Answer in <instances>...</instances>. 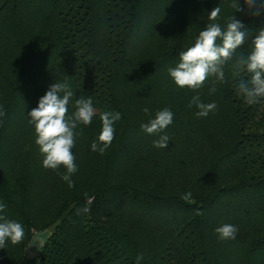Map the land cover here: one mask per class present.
<instances>
[{"label": "trees", "instance_id": "trees-1", "mask_svg": "<svg viewBox=\"0 0 264 264\" xmlns=\"http://www.w3.org/2000/svg\"><path fill=\"white\" fill-rule=\"evenodd\" d=\"M232 2L0 0V215L26 233L0 249V264H25L34 234L46 229L33 264H136L139 254L140 264H264V102L248 105L236 89L250 74L230 60L210 94L214 76L193 91L167 71L214 7L222 30L233 15L253 33L264 26V16L235 13ZM252 38L238 49L245 56ZM65 80L74 93L67 115L81 95L96 109L76 130L72 187L42 166L27 116ZM194 95L217 110L198 118L187 106ZM165 107L175 114L161 133L169 144L156 148L159 137L140 125ZM104 111L122 116L100 154L91 144ZM223 224L238 227L234 240L218 239Z\"/></svg>", "mask_w": 264, "mask_h": 264}, {"label": "clouds", "instance_id": "clouds-1", "mask_svg": "<svg viewBox=\"0 0 264 264\" xmlns=\"http://www.w3.org/2000/svg\"><path fill=\"white\" fill-rule=\"evenodd\" d=\"M230 7L235 9V13L264 16V0H243V7L241 0H233ZM220 12L221 8L217 6L208 13L209 23L199 32L194 44L179 53V62L175 67L167 69L168 74L178 87H188L193 91L200 89L209 76H214L213 86L209 89V93L212 94L216 92V83L225 82V64L234 60L250 74L248 81L240 80L236 84L237 94L243 97L248 105L264 102V26L253 33L242 20L233 15L229 17L226 27L222 30L220 24L215 22ZM250 36L254 37L251 40V51L245 56L238 49ZM218 38L219 43H217ZM238 52L240 55H237ZM73 95L66 80L56 81L39 99L37 107L27 114L28 123L34 127L36 133L35 143L43 156L42 166L46 170L57 172L69 187L73 186L71 177L78 171L72 151L75 146V137L80 134L76 130L81 124L90 125L96 115L92 98L84 95L75 100L74 113L67 115L68 105ZM187 106L189 108L195 106L198 109L196 112L198 118L207 117L218 107L215 102L203 103L199 95L192 96ZM143 111L149 114L148 108H144ZM174 115L170 108L165 107L157 111L154 118L149 116L148 121L140 125L146 134L159 137L153 141L154 147H168L170 138L161 133H164L173 123ZM5 116L6 111L0 105V125ZM121 116L122 114L118 111H104L99 114L102 130L91 144L93 152L103 154L111 145L114 138V125L120 121ZM61 166H63V172L60 171ZM190 197L189 192L181 198L187 201ZM5 208L6 205L0 202V213H3ZM88 210L87 207L83 209L85 212ZM215 232L221 241L234 240L238 227L233 224H223L217 227ZM25 235V228L21 222L0 215V249H6L9 243L12 245L22 243ZM143 259V254L137 255L136 264H140Z\"/></svg>", "mask_w": 264, "mask_h": 264}, {"label": "rangeland", "instance_id": "rangeland-1", "mask_svg": "<svg viewBox=\"0 0 264 264\" xmlns=\"http://www.w3.org/2000/svg\"><path fill=\"white\" fill-rule=\"evenodd\" d=\"M50 233H51V229H46V230L38 231L34 234L28 248L25 264H33L32 257H36L39 254L43 244L47 240Z\"/></svg>", "mask_w": 264, "mask_h": 264}, {"label": "crops", "instance_id": "crops-1", "mask_svg": "<svg viewBox=\"0 0 264 264\" xmlns=\"http://www.w3.org/2000/svg\"><path fill=\"white\" fill-rule=\"evenodd\" d=\"M32 258H33V260H34L35 257H32Z\"/></svg>", "mask_w": 264, "mask_h": 264}]
</instances>
